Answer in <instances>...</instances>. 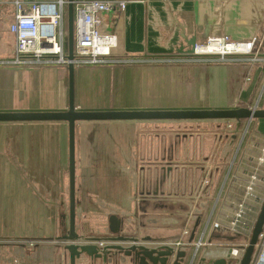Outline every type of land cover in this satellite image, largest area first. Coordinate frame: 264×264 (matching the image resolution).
<instances>
[{
    "label": "crops",
    "instance_id": "obj_1",
    "mask_svg": "<svg viewBox=\"0 0 264 264\" xmlns=\"http://www.w3.org/2000/svg\"><path fill=\"white\" fill-rule=\"evenodd\" d=\"M121 1L127 2L124 10L101 14V29L118 36L122 53L174 57L211 35H257L262 60L74 67L77 110L264 108V0ZM67 5L68 0L65 17ZM13 12V0H0V61L14 48L9 31ZM0 72L3 80L21 79L27 85L24 94L2 86L0 111L67 109L66 67H0ZM244 121L248 124L232 119L76 121V232L107 243L104 239L115 235L108 217L115 215L122 221V235L145 242L174 240L187 227L184 238L195 243L209 220L194 264L225 257L228 248L245 243L264 196L257 190L264 188V151L259 148L264 149V118L250 120L252 133L241 138ZM204 124L216 130L223 126L224 134L186 133L188 127ZM215 155L224 163L212 167ZM68 156L67 122H0V264H68L67 242L58 240L68 229ZM200 157L201 167L196 161L178 167L161 164L167 158ZM137 158L153 159L154 164L138 166ZM253 174L259 179L248 191ZM240 204L242 215L232 229L229 223ZM214 222L218 227H212ZM201 257L206 260L200 262ZM128 262L133 264L116 252L106 261L85 254L76 260Z\"/></svg>",
    "mask_w": 264,
    "mask_h": 264
},
{
    "label": "built area",
    "instance_id": "obj_2",
    "mask_svg": "<svg viewBox=\"0 0 264 264\" xmlns=\"http://www.w3.org/2000/svg\"><path fill=\"white\" fill-rule=\"evenodd\" d=\"M66 0L22 1L13 0V19L9 31L14 36V48L10 57L0 61V67L16 69H35L39 67H67L72 62L78 66H114V65H153L200 62H260L259 36L252 35L246 39H232L227 34L211 35L203 42H196L189 50L180 52L174 57L138 56L120 52L118 36L115 33H100L101 14L105 11L124 10L127 2L121 0H72L73 22V59H67L65 50ZM117 49L116 53L112 50ZM248 79V78H247ZM230 126V125H229ZM254 174L250 177L247 189L256 181ZM205 182H207L205 180ZM242 215V204L230 228H235ZM209 220L195 243L186 241L189 230L183 228L180 236L174 240L143 242L150 246L167 245L176 250H185L190 254L188 264H194L201 246L204 244ZM218 227V223H212ZM262 235V234H261ZM33 242H29L32 245ZM98 246L106 245L103 241ZM247 244L232 247V261L237 263ZM260 264V262H259Z\"/></svg>",
    "mask_w": 264,
    "mask_h": 264
},
{
    "label": "water",
    "instance_id": "obj_3",
    "mask_svg": "<svg viewBox=\"0 0 264 264\" xmlns=\"http://www.w3.org/2000/svg\"><path fill=\"white\" fill-rule=\"evenodd\" d=\"M73 22L74 13L72 0L67 5V59H73ZM193 45V44H192ZM68 80V107L63 111H0V122H32V121H65L68 124V172H69V206L68 229L58 237V240L67 242L64 249L68 253V264H76L82 254L89 258H102L107 260L111 252L121 253L131 258L133 264H188L190 254L185 250H176L171 246H150L143 242L145 239L122 235L120 226L122 221L115 215L108 217V228L112 234L105 238V246H98L100 238L83 237L75 228V189H74V132L76 121L81 120H141V119H226L246 120L264 118V108L237 107L229 109H177V110H77L74 106V66L72 62L67 65ZM264 226V198L251 228L248 243L241 253L236 264H251L255 246L262 234ZM111 242V243H108ZM128 242L129 245H121ZM200 258V262L205 261ZM201 264V263H199ZM210 264H233L232 249L228 248L225 257H219Z\"/></svg>",
    "mask_w": 264,
    "mask_h": 264
},
{
    "label": "rangeland",
    "instance_id": "obj_4",
    "mask_svg": "<svg viewBox=\"0 0 264 264\" xmlns=\"http://www.w3.org/2000/svg\"><path fill=\"white\" fill-rule=\"evenodd\" d=\"M107 13H108V11L103 12L104 15H106ZM66 20H67V18H66ZM65 27H66V30H67V24H66ZM99 32L100 33H104V32L105 33H112L110 29L104 30V29H101V28H100ZM112 52L113 53H116L117 52V49H113ZM2 73L3 72H0V77L2 76ZM2 86L4 87V90L5 91H6V88H8V91L9 92L10 91H14V92L17 91L16 93H20V94H24L26 92V91H24V89L27 88V85L25 86L24 82L21 81V79L19 81H17L16 79H14V81H13L11 78H6V79L3 80V77H1V79H0V89H1V92L3 91ZM263 88H264V85H263ZM30 89L33 92H36L37 91V89L34 90V86H32ZM259 97H261V95ZM49 111H51V110H49ZM249 124H250V122H248V124H247L244 121V123L242 124V126L240 128L241 131L238 133L239 134L238 137H241V138L242 137H247L249 134L252 133V128H251V126ZM225 127H226V125L224 126V128ZM252 127H254V126H252ZM215 128H216L215 126H211V125L204 124V126L188 127V129H186V133H190V132L196 133V134L201 133L200 135H211V136L214 135V133H216V135L217 134H220V135H223L224 134V131L222 130L223 126L220 127L218 130H216ZM227 129H229V128H227ZM240 141H241V139H240ZM262 143L264 144V142H262ZM259 148H260L261 152L264 151V149L261 147V145H259ZM200 158L201 159H185V158L168 159L167 158V159H163L161 164L163 166H165V165H172L173 167H175V166L178 167V166H185L186 164H188V163H190L192 161H196V164L200 166L201 165L200 163H203L204 157H200ZM210 159L212 161V163H211L212 167H216V166H219L220 163L221 164L224 163V160L221 159L218 155L212 156ZM134 160L137 163V165L140 162H143L144 164H147V165L148 164H154L153 163L154 162L153 159H139V158H137V159H134ZM205 160L207 161L208 159H205ZM227 162H231V159H229ZM235 162H238V159H236ZM256 162L259 163V159H256ZM204 163H205V161H204ZM155 164H157V162ZM257 178L259 179V176L258 175H257ZM257 190L260 192L261 196L264 195V188H260V189H257ZM248 191H251V190H248ZM263 198H264V196L259 201V206H258L257 214L259 212V209H260V206H261V203H262V199ZM256 217H257V215H256ZM256 217H255L254 221L251 223V225H249L250 226V227H248L249 233H247V236L243 238L242 243L243 242H245L246 244L248 243L249 237L251 235V228H252V226H253V224H254V222L256 220ZM259 262H260V264H264V226H263V230H262V235L259 237V239L257 241V245L255 246V252H254V256L252 258L251 264H259ZM127 264H130V262H128Z\"/></svg>",
    "mask_w": 264,
    "mask_h": 264
},
{
    "label": "trees",
    "instance_id": "obj_5",
    "mask_svg": "<svg viewBox=\"0 0 264 264\" xmlns=\"http://www.w3.org/2000/svg\"><path fill=\"white\" fill-rule=\"evenodd\" d=\"M66 18H67V14H66V17H65V26H66V24H67V20H66ZM65 50L67 51V36H66V38H65ZM127 66H132V65H127ZM67 68V67H66ZM32 122H38V121H32Z\"/></svg>",
    "mask_w": 264,
    "mask_h": 264
},
{
    "label": "bare ground",
    "instance_id": "obj_6",
    "mask_svg": "<svg viewBox=\"0 0 264 264\" xmlns=\"http://www.w3.org/2000/svg\"><path fill=\"white\" fill-rule=\"evenodd\" d=\"M263 260V259H262Z\"/></svg>",
    "mask_w": 264,
    "mask_h": 264
}]
</instances>
